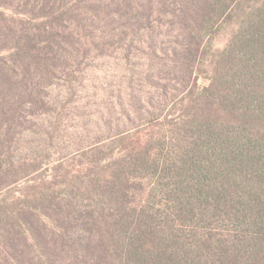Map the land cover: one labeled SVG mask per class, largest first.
<instances>
[{"label":"trees","instance_id":"obj_1","mask_svg":"<svg viewBox=\"0 0 264 264\" xmlns=\"http://www.w3.org/2000/svg\"><path fill=\"white\" fill-rule=\"evenodd\" d=\"M242 4L180 120L141 147H72L93 118L73 130L68 96L94 51L147 43L192 77ZM129 97L121 112L153 113ZM0 264H264V0H0Z\"/></svg>","mask_w":264,"mask_h":264},{"label":"rangeland","instance_id":"obj_2","mask_svg":"<svg viewBox=\"0 0 264 264\" xmlns=\"http://www.w3.org/2000/svg\"><path fill=\"white\" fill-rule=\"evenodd\" d=\"M244 8L243 4L238 6L232 17L210 35L205 49L209 53L214 51V54L203 58L202 64L194 70L192 77L184 75L183 78H179L170 67L169 61L153 55L147 43L129 47V41L112 43L108 40L107 46L100 48L103 52L94 51L82 67L83 80L79 78L76 81L81 80L68 96L69 99H73L69 121L73 130L80 131L84 119L89 116L93 118L84 133L87 137L81 143H74L72 147L74 149L84 147L106 137L112 141L109 146L112 145L116 149L141 147L145 143L142 144L141 139L146 138L152 131L162 125L166 127L164 124L168 121L173 123L180 120L182 115L192 108L191 96L201 95L209 86L212 78L210 64L217 59L218 51L228 45L244 17ZM168 45L173 47L175 43L168 42ZM184 86H187L186 91L178 97L176 88ZM133 87L141 89L143 95H151L156 99L154 105L147 102V106L153 111L151 115L143 116L135 110L126 114L121 112L122 108L132 105L129 92ZM162 94H166L169 100L166 105L162 101L165 98ZM156 96L161 98V101ZM181 97L184 98L183 101L178 100ZM174 98L177 99L171 101ZM156 104L159 108L163 107L164 112L163 109L156 108ZM161 114L164 115L159 118ZM95 120L103 124L112 121L113 124L98 132Z\"/></svg>","mask_w":264,"mask_h":264}]
</instances>
